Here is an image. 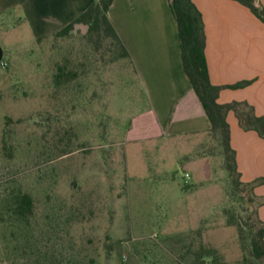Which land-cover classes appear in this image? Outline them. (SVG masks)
I'll list each match as a JSON object with an SVG mask.
<instances>
[{
    "label": "rangeland",
    "instance_id": "374dc122",
    "mask_svg": "<svg viewBox=\"0 0 264 264\" xmlns=\"http://www.w3.org/2000/svg\"><path fill=\"white\" fill-rule=\"evenodd\" d=\"M88 32L39 40L0 18V264H253L240 226L259 201L218 141H131L143 88L120 45ZM19 192L27 221L8 211Z\"/></svg>",
    "mask_w": 264,
    "mask_h": 264
},
{
    "label": "crops",
    "instance_id": "0c3cea01",
    "mask_svg": "<svg viewBox=\"0 0 264 264\" xmlns=\"http://www.w3.org/2000/svg\"><path fill=\"white\" fill-rule=\"evenodd\" d=\"M95 0H0V18L16 13L36 39L53 36L82 15ZM205 24L206 59L213 85L252 84L221 91L219 102H248L264 116V23L233 0H193ZM264 9V0H257ZM109 20L129 53L128 60L148 101L135 117L133 142L185 140L208 135L210 120L182 63L179 31L169 0H115ZM76 24L74 31H82ZM78 26V27H76ZM231 144L241 180L264 178V139L244 131L229 113ZM193 165V164H191ZM255 195L264 199V185ZM264 222V205L258 208Z\"/></svg>",
    "mask_w": 264,
    "mask_h": 264
},
{
    "label": "trees",
    "instance_id": "16d2710c",
    "mask_svg": "<svg viewBox=\"0 0 264 264\" xmlns=\"http://www.w3.org/2000/svg\"><path fill=\"white\" fill-rule=\"evenodd\" d=\"M247 7L255 17L264 23V9L257 5V0H233ZM115 0H95L89 8L75 21L68 24L63 30L54 34L56 37H67L74 32L76 24L89 26L88 36L98 39H112L117 42L123 52V58H129V53L124 47L111 21L109 11ZM172 12L175 16L182 51V63L184 71L196 92L210 123V135L217 140L223 150L226 170L233 179L235 187H242L252 193L251 202L259 201L255 209V222L241 225L242 231H250V260L253 264H264V222L258 217V208L264 205V199H260L254 193L258 186L264 185V178L250 183L241 180V173L237 165V152L231 144V128L228 123V115L234 112L240 127L244 131H254L264 139V116H258L255 108L248 102L234 101L221 104L219 97L225 89H241L252 84V81H244L234 85L215 86L212 84L206 59V35L203 16L193 0H169ZM42 38H39V40ZM13 202L8 211L10 217L19 221H27L34 215V199L24 192L12 195ZM213 258L211 252H203L198 255V264H205L204 259Z\"/></svg>",
    "mask_w": 264,
    "mask_h": 264
},
{
    "label": "water",
    "instance_id": "95a60500",
    "mask_svg": "<svg viewBox=\"0 0 264 264\" xmlns=\"http://www.w3.org/2000/svg\"><path fill=\"white\" fill-rule=\"evenodd\" d=\"M80 26L82 28V31H86L89 28V26L84 25V24H81ZM76 27H78V26H76ZM2 59H3V50L0 48V62L2 61Z\"/></svg>",
    "mask_w": 264,
    "mask_h": 264
}]
</instances>
